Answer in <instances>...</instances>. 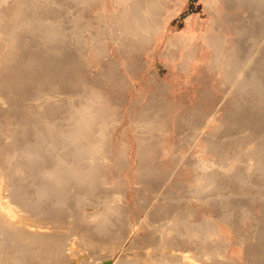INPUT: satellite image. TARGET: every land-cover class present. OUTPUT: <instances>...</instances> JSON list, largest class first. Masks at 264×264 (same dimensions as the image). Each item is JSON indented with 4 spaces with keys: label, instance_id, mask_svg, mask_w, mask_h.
I'll list each match as a JSON object with an SVG mask.
<instances>
[{
    "label": "rangeland",
    "instance_id": "rangeland-1",
    "mask_svg": "<svg viewBox=\"0 0 264 264\" xmlns=\"http://www.w3.org/2000/svg\"><path fill=\"white\" fill-rule=\"evenodd\" d=\"M48 1H49L50 5L54 4L53 8H55V10L54 9L53 10L55 11V14H53V15L55 17L53 19L58 20L60 23H62V25L69 32L72 31L74 18L76 20V17H77V23L74 26L75 30H77V31H75L74 33L78 34V31H79L78 28L81 30V32H79V34H78L79 35L78 37L80 40L78 41V39H77L78 37L77 36L75 37V35H77V34L72 35V34L68 33L67 34L68 36H66V37H70V38L69 39L67 38V40L64 42V44H65L64 49L65 50H63L62 52L65 51V53L63 55L61 51H58V52L53 51V49H51L52 47L49 50L48 48L50 47V45H48V47H46L47 45H45L43 47L42 43L41 44L39 43V39H38L39 36L37 34L31 35V33H28L27 31L24 33L22 32L23 30L21 31V33H23V34H21L22 35L21 40H23L25 38L24 41H27V39H28L29 43L31 42L30 43L31 45L29 43H27L28 41L27 42L23 41V43H26V46H25V44L23 46H19L17 44L15 47H18L17 49H19V50L14 49L15 53H16V54L14 53L15 54L14 57L20 56V61L23 62L24 58H25L24 57L25 53H27L25 55L27 58V59L26 58L25 59L27 61H29L28 59L30 57L34 56L33 53L35 55L38 53L39 57H41V59L43 61L47 59L46 60L47 62L44 61V63H43V61H38V63L41 62L40 63V65L42 64L41 66L38 63H36V64H38L37 65L38 68L41 67L43 69L42 70L40 68L41 69L40 70L38 68L36 69V67H37L36 64H34L35 65V67H34V65H32V64L29 65L30 63L28 64L29 67L27 68L28 65L25 64V63H27L26 60L24 61L25 63L24 62L21 63L20 61H19V63H17L18 62L17 60H19V58L18 59L16 58L15 63H17V65L20 66V68L22 67L21 68L22 70L19 68L21 71H24L23 70V68H24L25 70L29 69L31 74H34L35 72H37L38 74L36 73L34 75L37 78V75H39L41 72H42V74L46 75V73H48V71L53 72L54 68H56V71L59 70L61 67H63V68H61V70L59 72H56L54 70V73L56 72L57 74L59 73L58 75H60L58 78V81H57L58 83H52L55 86L51 85V84L48 85L49 87L46 86L45 87L46 90L42 91V93L39 89L36 88L37 86L35 87L34 85H32L31 86L32 88L31 87L28 88V85L30 86V84H27V86H25L23 83H21L22 82L21 80H19L20 81L19 83H20V85L23 84L25 86V88L23 86H20V87L16 86L17 88H20V89L16 90L14 87H13L14 88L13 89L12 86H11V88H9V86H8V87H4V88L0 89V96H1L0 97V133L2 136V138L0 136V158H1L0 159V172L4 166H5L4 168L7 170L11 169L12 165L15 163L16 156H19L21 154L19 150H21V147L23 144L22 142L24 140H26V138H27L26 135H28L27 133H25L23 131L24 122H22L20 120V118L16 117L17 116L16 115V107H17L16 102H20V98H21V102L19 103V105L21 107H23L26 105V103H28V101H31L32 99L34 101L36 99L37 101L40 100L42 102L41 99H43V96H41V95L42 94L44 95L49 91V92H54V94H53L54 98L58 97V95H59V97L61 99L58 97L59 98L58 102H61V106L67 107V106H69L70 103H72V102L75 103L76 99H77V102L81 101V99H79V98H83L84 94L86 96L88 94H91L90 96L88 95L90 97V99H89V97H85V99H83L81 102L83 103L85 101H88V100L91 101L92 100L91 102L93 104H95L94 107H91V109L93 108L95 111H97L96 115L98 116V120L95 121V123L97 124L99 121V118L100 117L103 118V116H104L105 118L100 119V122H102L104 119L107 121V119L109 118L108 119L109 121H107L109 126L108 125L107 126L108 127L111 126V127L108 129L114 128V129H112V131L109 130L111 132L108 131L109 134L107 133L106 139L103 142V146H102V148L105 147L104 149L107 148L106 150H108V148H110L108 150L109 152L104 151V149L102 150L103 151L102 155L104 156V160L106 159L105 160L106 163H104L105 161L102 162L103 168L105 171V177L103 179V182L106 184H104L103 182H102V184H103V188L105 191V195L108 194L107 195L108 198H110L111 195L113 196L115 194H120V193H122V195L125 196V202H123L122 206H121V207H123V209L120 207L122 209V212H124V214L121 212V209H118L119 210L118 212H120V215L117 211H116L117 214L116 213L113 214L114 212H112L111 215L114 216V218H113V216H111L112 219H115V221L118 219L119 221L117 220L115 222V224L113 221L111 222L114 227L112 225H110L111 223H109L110 228L112 227V228H115L117 230V227L118 228L121 227V229L123 230V233H124L121 237H123V242H125V244L123 242H120V240H122V238L120 236H116V234H114V233H113V235L116 237H113L112 234H111L112 236H110V235L105 236L104 235V236L99 237L100 239H96L98 242L94 241L95 239H93V241L95 243L91 240L92 238L78 237V238H83L85 240L89 239V241L91 243L93 242L92 244L95 247V248H93L92 244H90V242L88 243V241H84V243H83L82 242L83 239H79L77 244L75 243V249H76L75 252L76 253L78 252L77 253V254H79L78 257H81L80 261H82L83 256H84V258H85V256L87 258L89 257V260H94V259H90L91 256L94 255L92 251L96 252L95 251L97 249L96 246H98L99 244H100L98 246L99 248H101V247L103 248V246H105L104 247L105 249H108L109 247H111L112 249L114 248L115 250L113 249L112 250L113 252H115L118 248L120 249V247L122 245L124 246V247H122L124 250L128 249V248H132L133 246H135V244H142L144 246V240L139 239L146 234V231H148V225H149L145 221L146 220L145 217H147V215L143 211H141V209L139 207V206H142V205H140V203L144 202V205L146 203V206L144 207L145 210L150 209L151 207H153L152 209H154V206L156 207V205L160 206L158 209V213H159V211H161V213H159V214L160 215L162 214V217H163V218H161V216H160V218H161L159 220L161 223L160 225H162V222H163L164 223L163 225L165 227H167L166 225H168V227H169V228L167 227V229H166L167 230L166 232L169 231L166 234H169L171 236L172 235L182 236V238L181 237L180 238L183 239V241H184L185 245H183V246L185 248V252L187 254H189L190 257L192 255L191 258H194V257L197 258L199 256L197 259H200L201 256L204 258V255H205L204 252L206 250L204 252H200V250H201L200 248L204 247L202 245V240H204V241H207V239L209 241L213 240L214 242L213 241L212 242L214 245L217 243L215 241L217 239L214 238L216 235L214 233H212L211 231H209L205 227L204 220H203L204 217L205 216H211V217L218 219L217 213L219 214L221 209H222L221 212L223 213L225 211V210H223V208L226 209V211H228V213H226V211L224 213L230 215V212H231L230 216L227 215V216H229V217H227V220L231 219L230 220V221H232L231 225H232V223H234L233 225H235V226L237 225L238 227L236 226L237 230L236 229L234 230L233 225L231 228V225L228 224V222L230 223V221H228V222L224 221L223 222V221H220V219H218L219 234H220V237L222 239V242L220 241L221 240L220 239L219 242H221V243L218 242L217 243L218 245L216 244L215 247L219 246L221 248L220 249L219 247H217V249H220L221 251H218L216 249L219 253L218 256L221 255L223 258L226 259V262H227L226 263V262H224L225 260H223V262L221 264H223V263H225V264H255L254 262H256V261H258V262L261 261L260 263L264 264V254H263L264 252H262L261 254L259 253L257 255H254V253H252V251H251V249L253 248L252 246L255 243H257L256 242L257 239L254 236H250L251 234L249 235V233L251 232L252 229L260 228L259 227L260 224L258 225V223H257V225L254 224L253 227H250L253 221L251 222V218L248 217L249 216L248 213L249 214L253 213V214H251V217L252 218L254 217L253 220L257 219L259 221H262L264 218V211L260 209V200L258 202L253 201V202L247 203V204L244 202H241V204H240L241 206L234 207V208L232 207L233 209L231 208V206H228L229 204H233L232 202L231 203L229 202V204L225 205L226 208L224 206H222V208H221L223 201H222V204L219 206L221 200L218 199L216 202L214 200L216 198L215 196L217 193L215 191V189L218 190L222 187H223V190L227 189V191L225 190L226 191L225 195L229 194V196H232L231 199H233V197L235 199V197L238 195L240 196L238 199H240L241 197H244V199H247V200H252V198H256V197H257L256 199L264 198V196H263L264 195V192H263L264 191V183H263L264 182V174H263V172L259 171V168L257 167L258 165L255 163L256 162L255 157L252 155L253 150L257 148L256 145H260L259 140L260 141L262 140V139H259V137L257 135L260 134V135H262V138H264L263 137L264 136V131H263L264 130V123H263L264 122L263 121L264 120L263 119L264 118V106H263L264 103H263V105L261 104L262 105V107H261L260 104L255 105V103H256L255 101L253 104L252 100L250 98H248V100H246L245 103L248 102V104L250 105L252 102V104L250 106H248V104L246 105L245 103H242L240 105L241 102H239V98L236 95V93L234 92V90L230 91V89H234V87H233L234 83L232 84V82H231L232 79H228L226 76V73H227L226 71H229L230 73L232 72L234 74L237 72L236 70L238 69V67H242V65H241L242 62L243 61L246 62L245 59L247 58L248 55H250L249 49H251L250 52L252 51V49L253 50L258 49V51H256L257 54L255 53V55L259 54L258 57L262 55L258 59L264 64V55H263L264 54V40L262 41L263 43H261L262 45L254 44V41H253L254 38H252V35L250 32L251 31L250 27H257L258 26V27H260L259 29L262 28V30H263V26L261 25V23L264 24V16L262 15L264 12L262 14L260 12L264 11V5L262 4V6H261V7H263V10H262L261 7L255 8V6H258V5H253V3H251V2L249 3V5H248L249 8L247 9L246 6H244L240 2H237L236 0H162L163 2L161 1L162 5L160 6V11H161L160 19L162 22L161 31L154 32L151 35L152 38L149 39L148 44L141 47V45L138 46L139 44H135L134 43L135 41H133V42L129 41L127 39L128 35L126 33H125V36H122V35H124L123 34L124 31H122V30H124L123 29L124 25H121V23L118 21L120 18H122L120 16V14L123 13V11L125 10V7L132 0H130V1H128V0H51V1L48 0ZM52 2H54V3H52ZM262 2H264V0H262ZM14 3H15V0H0V25H1L0 26V29H1L0 30V81H1V78H5V77L7 78L6 73H7V75L9 74L8 75L9 77L13 72L15 73V71L12 72V71H9L10 69L7 70L5 68L7 70L6 71L4 69V63H3L6 57L11 56L10 55L11 52H9V50H10L9 42L3 36V32L6 29H7L6 32L8 31L9 25H7V24H9V23H6V22L9 21L10 15H6L4 13H7V12L10 13L9 9L14 5ZM56 4H58V5H56ZM62 4H64L63 7H62ZM257 8H259L260 10H256L255 12L252 11L253 9H257ZM253 13H255V15L257 14L258 16L256 15V17H255V15ZM252 15L254 16V20H253ZM261 16H262L263 20H262ZM53 19L51 17V20H53ZM250 21L254 25L251 24ZM116 22L119 24H117ZM247 23H249L250 27H248ZM76 26H78V27L76 28ZM4 28H6V29L4 30ZM82 28H83V31H82ZM112 31H114L115 35L118 34L117 37H120L121 39L123 38V41H121L122 44H121V42L115 43L113 41V40H115L116 37L114 36V34H112ZM248 31H249V34H248ZM246 32H247V34H246ZM27 33L30 35H28ZM93 34H95V35H93ZM111 34H112L113 38H112ZM4 35L7 38V36H6L7 33H5ZM23 35H25V36L27 35V36L25 37ZM245 35L247 37H244ZM31 36L33 39L29 38ZM71 36L72 37L74 36L76 41H78V42H76L78 44H76L75 42L74 43L70 42V39L72 38ZM90 36L92 37V39H90ZM209 36L219 38V40L216 38V42H214L215 45L213 44L212 41L209 40ZM22 37H24V38H22ZM36 39H38V40L36 41ZM72 40H74V39H72ZM170 40H172V41L177 40V41H180V43L178 45H175V46L172 45L171 46L169 44ZM89 41H91V42L93 41L94 46L96 44L97 46H99V48L96 46L94 47L91 42H90L91 44L89 43ZM95 41H97V42L95 43ZM183 41L185 43H183ZM234 41L236 42V44ZM237 41L240 42V46L242 49L239 48V50H238ZM243 41H245V42H243ZM21 42H18V43H20L22 45L23 43H21ZM35 43L37 45L38 44L39 45L37 46ZM174 43L175 42H173V44ZM242 43H244L243 47H242ZM36 46H37V48H36ZM191 46H193V47L190 48ZM34 48H35V50H34ZM96 48L98 50H95ZM74 49H76V50H74ZM20 50H23V51H20ZM77 50H79V51H77ZM243 50H244V52H243ZM19 52L21 54H23L22 56L24 58L21 57V54ZM185 52H187L189 54V58L186 61H185ZM242 52L245 54L247 53L246 56H245V54H242ZM81 54H82V56H81ZM239 54H241V57H243V58H241V61L238 62L237 64H235L232 68V65L229 61L236 58L237 55L239 56ZM28 55L30 57H27ZM74 56L76 57V59L79 62H77V63L74 62L75 61ZM256 57L254 56L255 60H256ZM21 59H23V60H21ZM48 59L51 61L53 60L52 61L53 63L55 61L56 64H54V65L56 67L52 66L53 65L52 62H50V63H52V65H49L50 63H48L49 62ZM242 59H243V61H242ZM69 60L71 61V63H70L71 65H68ZM255 60H253L252 63L249 64L250 67L258 66L257 64H258L259 60H256V61ZM212 61H213V63H212ZM43 64H44V66H43ZM73 64H74V66H73ZM247 64L245 63L244 65H246V67H247ZM46 65L50 66V68H49L50 70L48 69L49 66L47 67ZM58 65L60 66L59 69L57 68V67H59ZM249 65H248L247 69L250 68ZM30 66H32V67H30ZM262 66H264V65H262ZM44 67H46L48 71L45 70ZM66 67H67V69H66ZM71 67H72V70H70ZM51 68H52V70H51ZM62 69H64L65 72H63ZM29 70H27V71H29ZM43 71H44V73H43ZM45 71H47V72H45ZM233 71H236V72H233ZM24 72H26V71H24ZM30 72H27V73L30 74ZM63 73H64V75L66 73L65 80H63L64 79ZM2 74H5V75H3L4 77L3 76L1 77ZM61 75H62V77H61ZM263 75H264V72H263ZM34 76L30 75L29 77L32 78ZM39 77L41 78V76L39 75L37 80H41V79H39ZM235 77L236 76H234V78ZM36 78H33L31 80L34 81V79L36 80ZM31 80L29 82L33 83V82H31ZM42 80H43V78H42ZM230 82H231V84H230ZM37 83H39V82H37ZM160 84H161V86H159ZM229 84H230V87H229ZM64 85H66V86H64ZM60 86H62L63 88H61ZM56 87H58V88H56ZM50 89L53 91H50ZM61 89H62V91H61ZM59 90L61 93L59 92ZM23 92L26 94H23ZM91 92H93V94ZM35 93L36 94L39 93V95L41 94L40 98ZM100 93H101V95H100ZM13 94H15V96ZM22 94H23V96H22ZM33 94L36 97L38 96L39 99L36 97L32 98V96H34ZM66 94H68V95H66ZM29 96L31 97V99L29 98ZM94 96H96V97H94ZM152 96L154 98L156 97L155 100L153 98H151ZM234 96H235V98H234ZM74 97H76V99ZM27 98H29V100ZM94 98H98L97 102H96V99H94ZM72 99L75 101H73ZM157 99L158 100L160 99V100L157 101ZM249 99L251 101H249ZM33 100L31 101V104H34L35 106L39 107L41 102L39 101L40 103L38 102L39 103L38 104L37 101H35L38 104V105H36V103H32V102H34ZM8 101L11 102V105L13 102H15L14 105L16 107L13 105V107H15V108L12 107V109H11V107H10L11 105ZM235 101H236V103H235ZM100 102H101V104H100ZM154 102L156 104H151ZM157 102L160 106L157 104ZM22 103H24V104H22ZM78 103H80V102H78ZM82 103H80V104H82ZM149 103L151 106L149 105ZM233 104L235 106H233ZM244 104L247 107H245ZM144 105L146 106V108L148 106H150V108L152 106H154V107H152L151 108L152 110H151L149 107L146 109ZM237 105H238V107L240 106V109L244 108L243 110L241 109V111L239 109L240 113L238 111ZM253 105H255L257 107V110H256V107ZM104 106L106 109H104ZM156 106L158 107V110H156L157 109ZM258 106L260 107V109H258ZM249 107H250V109H249ZM40 108H42V107H40ZM154 108H156V109H154ZM245 108H246V110H245ZM42 109H44V108H42ZM142 109H143V111H142ZM235 109H236V113H235ZM102 110H103V112H102ZM146 110H148V111L146 112ZM154 110H156V111L154 112ZM250 110H252L251 111L252 114H250L251 113ZM13 111H15V112H13ZM104 111H106L105 112V113H107L106 115H105ZM144 111H145V113H144ZM152 111L154 113H152ZM157 111H159V112L156 113ZM242 111H244V112L242 113ZM65 113H62V112H60L58 114L56 113L57 115L55 114V120L60 119V120H56V121H60L59 123H61L62 122L61 120L63 119L62 116H65ZM100 113H102L104 115L102 116V114H101V116H100ZM224 113H225V115H224ZM237 113H239V114L237 115ZM62 114H64V115H62ZM248 114L252 117H250ZM253 114H254V116H253ZM146 115H147V118H146ZM241 115H242V118H241ZM245 115L247 117L249 116V119L246 118ZM108 116H110V117H108ZM232 116H234V117H232ZM235 116H236V119H235ZM15 117L17 119H15ZM59 117H62V119ZM152 117H154V119ZM155 117H159L158 120L159 119L160 120L158 121ZM185 117H187L188 119ZM224 117H225V121H224ZM226 117L228 119H226ZM230 117H231V121H230ZM239 117L242 120L244 118V120L242 121ZM190 118H191V120H190ZM232 118L234 119V122L237 120L238 123L236 122L237 124H235L234 122H232L233 121ZM261 119L263 122L261 121ZM189 120L191 123L189 122ZM256 120H258V121H256ZM33 121L34 122H33L32 126L33 125L34 126L39 125L38 122H35L38 120H33ZM250 121H252V122H250ZM39 122H40V120H39ZM186 122H187V124L188 123H190V124L187 125ZM225 122H226L227 126L230 125V127L233 124H235V125H233L234 128L233 127L230 128L231 133L232 132H234V133H232V134L230 133V129H229V127L226 126ZM240 122H242L245 126H243V124H241ZM41 123H42V121L40 122V124ZM260 123H261V125H260ZM247 124H248V126H247ZM254 124L256 125V127L253 128ZM238 125L239 126L241 125L242 127L241 126L240 127H241V129L243 128V130H241ZM34 126L32 128H30L31 133H33ZM225 127H226V129H223ZM244 129H245V131H244ZM226 131H228V132H226ZM17 132H18V134H17ZM223 132L226 133L225 136H224L225 133H223ZM142 133L144 134L145 137H149V138H145L144 136H142L143 135ZM13 134H14V136H13ZM147 134H149V135L147 136ZM238 134H239V136H237ZM31 135H29V136H31ZM150 135H152V136H150ZM10 136H11V138H10ZM203 136H204V138H203ZM219 136H221V138ZM234 136H235V139H238V138L239 139L238 140L233 139ZM14 137H18L19 140H17V143L21 144V147L19 149H15V151L13 150L14 149L13 146L16 144V142H12ZM136 137H138V138H136ZM143 137H144L145 141L148 142L147 144L149 145L148 162H150L151 165H153V170H152L153 172L151 171L152 174L150 173L151 175L149 174V177H150V179H154V180L157 179V181H155L156 184L159 181H161L157 185H158V188H159V186H160V188H161V186L163 188L165 187L164 189H165L166 193L161 191L162 195H160V193H158L159 191L153 192V194H152V192L149 190V186L142 181V177H140L141 174L137 169V158H136L137 147H138L137 146V144H138L137 139H140V138L142 139ZM206 138L207 139L210 138V140L215 139V140L219 141L220 143L223 142L221 144V146H222L221 150L222 151L221 150L213 151L212 149H209ZM109 139H110V141H109ZM148 139L150 140V142L148 141ZM244 139L247 142L242 141ZM106 140L109 141V145L106 144V143H108V141H106ZM231 141H233V142H231ZM104 143L107 145V147ZM12 144H13V146H12ZM234 144H235V147H234ZM10 148H13V149L11 150ZM246 148H248L249 150ZM238 151H239V153H238ZM48 152H50V151L47 150V153ZM104 152L108 153L106 158H105L106 154H104ZM222 152H224V155H222L223 154ZM240 152H241V154H240ZM246 152H247V154H246ZM236 154H237V156H236ZM250 156H252V157H250ZM122 157H124V158H122ZM236 157H237V159H236ZM225 158H227V159H225ZM241 158H243V159H241ZM198 159L204 161L205 163L207 162L206 166L208 167V169H210L208 171L209 173L211 171H213V169L216 167V165L223 166L222 169H219V171H222L223 169L229 170L225 167H231V170H229L231 172V175L227 174V175H229V177L228 176L226 177L225 173H223L224 175L221 173H218V178L225 177L226 181L231 180L233 177H230V176L235 175L234 169L237 167H240V169L242 168V170H240L242 173L239 176L241 177L242 174H243V176L241 177V179L238 176L239 180L236 179L238 182L236 180L232 181L233 179L231 180L232 183H235V185H236L235 187H234V184L229 185V183L228 184L226 183L225 185H223L224 182H222V184H221L219 182V179L218 180L216 179L219 182V185L220 184L223 185V186H218V183H216V181L214 179L210 180L209 178H206V176H203V178H200V177L197 178L198 174H196V173L200 169L198 167H196L195 168V170L197 171L196 172L195 170H193V168L189 162L198 163V161H199ZM249 161H251V162H249ZM218 162H221V163L219 164ZM252 162H254V163H252ZM4 163L6 165H4ZM225 163H226V165H225ZM240 163H243V164L240 165ZM244 163L248 166H246V165L243 166ZM250 163H252V166H254L256 164L254 166L255 168L254 167L251 168L252 170L250 168H248L250 166ZM104 164L107 165V166L105 165L106 168L104 167ZM242 166L244 168H246L245 170H247V169H249V170L245 171ZM154 169H155V172H154ZM208 172H206L205 175L209 176ZM232 172H233V174H232ZM153 173L157 174V175H154L155 178L151 177V176H153ZM210 174H212V173H210ZM204 178H206V179H204ZM4 182H6V181H4ZM206 182H207V184H206ZM214 184L215 185L217 184L216 185L217 188ZM110 187H112L113 189L111 188L112 189L111 190ZM224 187H225V189H224ZM212 188L214 190H212ZM30 189L31 188L29 187L28 191H30ZM143 191H145V192H143ZM140 192H141V194H140ZM226 193H228V194H226ZM164 194H166V195H164ZM232 194H234V195H232ZM257 195L260 198H258ZM140 196H142V197H140ZM161 196H163L164 198ZM210 196H213V198H211ZM166 197H167V199L168 198L170 199L172 197V200L171 199L169 200L171 203L168 201L167 202L164 201ZM175 197L180 198V199L184 198V199L182 201L180 200L181 201L180 202L179 199L177 200ZM206 197L207 198L209 197V200ZM159 198H161V199H159ZM173 198L175 200H173ZM211 199L214 200L217 207H215L216 205H215V203L213 204ZM227 201H229V200L224 201L225 202L224 204H226ZM230 201H232V200H230ZM149 202H151L153 206L152 205L150 206ZM153 202L155 205L153 204ZM174 203L180 204L177 206L180 209L177 207L173 208ZM147 204L149 206H147ZM242 204H244V205H242ZM245 204L247 206H245ZM242 206H244V207L242 208ZM124 209H127V211ZM214 209H217V210L215 211ZM180 210H182V211H180ZM231 210L232 211L234 210V212H232ZM239 210H242V211L239 212ZM245 211L247 212V214L245 215V218H244V217H242L243 216L242 212L244 213ZM184 213H185V215H184ZM234 213H235V215H234ZM179 214H181V216H183L184 219H182V217ZM123 215H125V216H123ZM116 216H118V217L116 218ZM121 216L127 217L128 219L122 218ZM164 216H165V218H164ZM119 217H121L123 220L120 219ZM240 217H241V219H240ZM165 219H166V221H165ZM179 219H182V220H179ZM121 220L123 222V225L121 223ZM130 221H132V222H135V221L141 222L142 221L141 223L139 222V224H138L139 227L141 228V230H139L138 232H135L133 230L134 227L130 224L131 223ZM174 221H176V222H174ZM200 222H202V224ZM173 224L176 227H173L172 226ZM193 224H195V225H193ZM128 225H129V227H128ZM202 225L207 230V232L205 233L206 234L205 238H204V235H202V236L198 235L202 229L205 230V228L202 227ZM172 227L174 230H170V229H172ZM177 229H179V230H177ZM112 230H113V232L116 231L114 229H112ZM239 230H240V233L238 232ZM173 231H175L176 233L174 232L173 234H171ZM78 232L79 233L81 232V235H82V233H84V232H82V230L81 231L78 230L76 233V234H78L77 236H81V235H79ZM241 232H242V235H241ZM209 233L212 236H214V235L215 236L212 238V236H210ZM85 234H84V236H86ZM91 234L92 235H90V233L87 232L88 236H94L95 237V234H93V233H91ZM200 234H202V233H200ZM129 235H131V237L133 239ZM139 236H141V237H139ZM156 236L158 237L159 235L156 234ZM190 236H191V238H190ZM111 237H113L114 240H116L118 238L119 241L118 240L113 241ZM128 237H129V239H128ZM200 237L202 240L198 239ZM207 237H209V238L211 237V238L209 239ZM186 238H188V240H186ZM108 239L109 240L111 239V241H109ZM189 239H191L192 242ZM101 240H103V241H101ZM125 240H130V241L127 242ZM193 240H194V242H193ZM196 240L198 241L199 244L197 243ZM199 240H201V241L199 242ZM99 241H100V243H99ZM211 241L209 242L210 245L212 244ZM81 242L83 243V245ZM85 242H86V244H85ZM103 242H104V244H103ZM105 242L108 244L111 242L112 243L115 242V243L114 244L111 243V245L110 244L106 245ZM87 243L89 244V246L87 245ZM120 243H121V246H120ZM195 243L200 248L198 246H196ZM101 244H102V246H101ZM213 244L211 245L212 249H214ZM85 245L88 246L89 249L91 246V249H90L91 251H88L89 249ZM226 245H228V246H226ZM76 246H78V247H76ZM106 246H108V247H106ZM193 246H194V248H193ZM224 246H226V247H224ZM83 247H85V251H84ZM196 247H198L199 249L198 248L196 249ZM111 248H109V250H111ZM135 248H137V247H135ZM77 249L79 251H77ZM204 249L205 248H202V250H204ZM79 252L84 254V255H81ZM87 252H89L90 254L88 253V255H86ZM201 253H203V254H201ZM194 255H198V256H194ZM222 257H220V258L223 259ZM255 257H257V258H255ZM92 258H95V255H94V257L92 256ZM36 260H37V258H36ZM38 261L39 262H37V264H43L44 263V262H40L42 260L38 259ZM144 261L147 262V259H144Z\"/></svg>",
    "mask_w": 264,
    "mask_h": 264
},
{
    "label": "bare ground",
    "instance_id": "bare-ground-1",
    "mask_svg": "<svg viewBox=\"0 0 264 264\" xmlns=\"http://www.w3.org/2000/svg\"><path fill=\"white\" fill-rule=\"evenodd\" d=\"M236 1L242 3L244 6L247 7V9L249 8L248 5H249L250 2L253 3V5H258V6H255V8L256 7H259L260 8L262 6V4L264 5V2H262V0H253V1L252 0H250V1L249 0H246V1L245 0H236ZM52 3H54V2H52ZM152 3L154 4L155 2H152L151 0H148V3L145 5V1H144V6L145 7H142V8H144V9H142L141 6H139V5H141V1L140 0H132L125 7V10L123 11V13L120 14V16L122 18H120L118 20L121 23V25H124V27L122 26L123 29H124V30H122V31H124L123 32L124 35H122V36H125V33H126L128 35L127 36V39L129 41H132V42L135 41L134 43L135 44H139L138 46H140L141 44H144V43H148L149 42V39H150L151 32L154 29L157 30V22H156V19H155L156 16L153 17V16L147 15L148 13L146 14V10H147L146 8H149V7L151 8V4ZM56 5H58V4H56ZM63 5L64 4H62V7H63ZM53 7H54V4L50 5L48 0H15V6L12 8V10H10L11 8L9 9L11 11L10 12L11 13L10 14V19H9V21L6 22V23H9V24H7V25H9L8 31L6 32L7 29L4 28V30L6 29L4 32L7 33V35H6L7 38L4 35L5 33L3 31L2 32H3L4 38L7 39L8 42H9V48H10L9 52H11V54H10L11 56L6 57L3 63H4V69L5 68L7 70L10 69L9 71H12V72L15 71V73L13 72L10 75V77L8 76L9 74L7 75V73H6L7 78L6 77L5 78H1V81H0V89H2L4 87H8V86H9V88H11V86H12V88L14 87L17 90V89H20V88H17L16 86H19V87L20 86H23L25 88V86H27V84H30V86L28 85V88L31 87L32 85H34L35 87L37 86L36 88L39 89L41 91V93H42V91L46 90L45 89L46 86H48L50 84L51 85H54L52 83H58L57 81H58V78H59L60 75H58L59 73L57 74L56 72H59L61 70V68H63V67L60 68V66L58 65L59 67H57V68L58 69L60 68V69L56 71V68H54V70L56 71L55 73H54V70H53V72H51V71H48L46 67H44V69L47 70L48 73H46V75H44L41 72L39 74L41 76V78L39 77V79H41V80H37L39 75H37V78H36V76H34L37 72H35L34 74H31V72H30L29 69H26L25 70L24 68H23V70L26 71V72L21 71L22 70L21 69L22 67L20 68V66L17 65V63H19V61H20V56L19 57H14V55L16 54L15 53V50L18 48V47H15L17 44L19 46H23L25 44V46H26V43H23V41H24L25 38L22 37L24 39L21 40V36H22L21 34H23L26 31L28 33H31V35L32 34L33 35L37 34L39 36V38H38L39 39V43L40 44L42 43L43 47L45 45H47L46 47H48V45H50V47L48 48L49 50H50L51 47H52L51 49H53V51H56V52H58V51H61L62 52L63 50H65L64 49V47H65L64 42L67 40V38L68 39L70 38V37H66V36H68L67 34L68 33H70L72 35L77 34V33H74L75 31H77V30H75V27H74L75 24L77 23V17H76V20L74 18V23H73L72 31L69 32L62 25V23H60L58 20L53 19L55 17L53 15V14H55V11H54L55 8H53ZM259 8L253 9L252 11L255 12L256 10H260ZM261 8L263 10V7H261ZM149 10L154 11V9H149ZM147 12H149V11H147ZM263 12L264 11H262L260 13L262 14ZM253 14L255 15V13H253ZM256 15H255V17H256ZM262 15L264 16V13ZM51 17H52L53 20H51ZM252 17H253V20H254V16L253 15H252ZM261 18H262V16H261ZM262 20H263V18H262ZM251 21H250V23H251ZM117 24H119V23H117ZM247 24H248V27H250L249 26V23H247ZM251 24H253V23H251ZM261 25L263 26V30H262V28L259 29L260 27H258V26L257 27H250L251 28V31L250 32H251L252 38H254L253 39L254 44L262 45L261 43H263L262 41L264 40V24L261 23ZM77 27L78 26H76V28ZM78 30H79L78 31V34H79V32H81V30L79 28H78ZM21 31L23 33H21ZM82 31H83V28H82ZM78 34L75 35V37L76 36L78 37L79 36ZM112 34H114V31H112ZM112 34H111V36H112ZM246 34H247V32H246ZM248 34H249V31H248ZM28 35H30V34H28ZM93 35H95V34H93ZM117 35L114 34V36L116 38L114 37L115 40H113V41L115 43H117V42L120 43L121 41H123V38L121 39L120 37H117ZM23 36H25V35H23ZM244 37H247V36L245 35ZM29 38H32V36L29 37ZM112 38H113V36H112ZM213 38L214 37L211 36V40ZM215 38H217V37H215ZM38 39H36V41ZM72 39H74V40H72ZM77 39H78V41L80 40L79 37ZM90 39H92L91 36H90ZM217 39L219 40V38H217ZM27 41H28V39H27ZM27 41H24V42H27ZM78 41H76V39L74 38V36L70 39V42H73V43L74 42L76 43ZM18 42H21L23 44L21 45ZM90 42L91 41H89V43ZM96 42L97 41H95V43ZM215 42H216V40H215ZM243 42H245V41H243ZM27 43H29V41ZM91 43L94 46L93 41ZM76 44H78V43H76ZM121 44H122V42H121ZM213 44H214V41H213ZM235 44H236V42H235ZM170 45L172 46L173 43H170ZM243 45H244V43H242V47H243ZM37 46H36V48H37ZM95 46L99 48V46H97L96 44H95ZM237 47H238V50H239V48H241L240 42H238V41H237ZM17 50H19V49H17ZM34 50H35V48H34ZM74 50H76V49H74ZM95 50H98V49L96 48ZM244 50H243V52H244ZM250 50L251 49H249L250 55H248L247 58L245 59L246 62L243 61V59H242V61H243L242 64H241L242 67H238V69L236 70L237 72L236 71H233V72H236V73L233 74L232 72L230 73L229 71H226L227 73L226 72L225 73H226V76H227L228 79H232V81H231L232 84L234 83V85H233L234 89H230V91L231 90H234V92L236 93V95L239 98V102H241L240 105L242 103H245V101L248 100V98H250L252 100L253 104H254V101H255L256 102L255 105L256 104H258V105L260 104V106L262 107V105L264 103V75H263L264 66H262V65H264V64L258 59L262 55L259 56V57H258L259 54L258 55H255V53H256V51H258V49L257 50H255V49L253 50L252 49L251 52H250ZM20 51H23V50H20ZM77 51H79V50H77ZM243 52H242V54H245ZM64 53H65V51L62 52L63 55H64ZM26 54L27 53H25V55ZM246 54H245V56H246ZM22 55L23 54H21V57H23ZM25 55H24V57L26 58ZM29 55L27 57H30L31 56V55L30 56ZM33 55H32L33 57H30L31 59L30 58L28 59L29 61L26 60L27 58L25 59L23 57L24 58V61L26 60L27 63H25L24 61L23 62L25 64H27V65L29 63H30L29 65H31V64L34 65V64L38 63V61H43L41 59V57H39L38 53L36 55L33 53ZM81 56H82V54H81ZM254 56L255 57L257 56L256 57V60H259V62L257 64L258 66L250 67L249 64L252 63L253 60H255ZM16 58L17 59L19 58V60H17L18 61L17 63H15V59ZM241 58H243V57H241V54H239V56L237 55L236 58H234L233 60L229 61L231 63V65H232V68H233V66L235 64H237L238 62L241 61ZM21 60H23V59H21ZM46 60H44V61H46ZM74 60H75L74 62H76V63L79 62L76 59V57H75ZM44 61H43V63H44ZM48 61H49L48 63H50L53 60L51 61V60L48 59ZM23 62H21V63H23ZM244 62L246 64L248 63L247 64V67L249 65L250 68L247 69L246 65H244L245 64ZM40 63L41 62H39L38 64L40 65ZM52 63H50L49 65H52ZM70 63H71V61L69 60L68 65H71ZM212 63H213V61H212ZM38 64H36V66ZM54 64H56L55 61H54V63H53L52 66H55ZM29 65L27 66V68L29 67ZM43 66H44V64H43ZM73 66H74V64H73ZM30 67H32V66H30ZM34 67H35V65H34ZM37 68H38V66L36 67V69ZM40 68H38V69H40ZM49 68H50V66L48 67V69ZM66 69H67V67H66ZM27 70H29V71H27ZM51 70H52V68H51ZM62 70H63V72H65L64 69H62ZM70 70H72V67H71ZM47 71H45V72H47ZM27 72H30V74L27 73ZM43 73H44V71H43ZM3 75H5V74H2L1 77ZM30 75L31 76L33 75L34 77L31 78V77H29ZM63 75H64V73H63ZM65 75H66V73H65ZM65 75H64V79L63 80H65V77H66ZM234 76H236V77L234 78ZM61 77H62V75H61ZM33 78H36V80L34 79V81H32L31 79H33ZM42 78H43V80H42ZM19 80H21L22 81L21 83H23L25 86L23 84L20 85V83H19L20 81ZM30 80L33 83H30L29 82ZM37 82H39V83H37ZM231 82H230V84H231ZM230 84H229V87H230ZM64 86H66V85H64ZM159 86H161V84ZM60 87L63 88L62 86H60ZM56 88H58V87H56ZM51 89H50V91H53ZM61 91H62V89H61ZM59 92H60V90H59ZM91 93L93 94V92H91ZM23 94H26V93L23 92ZM23 94H22V96H23ZM53 94H54V92H49V91L46 94H44V95L43 94L42 95L40 94L41 96H43V99H41L42 102L40 100L37 101L35 99V101H37V103L39 101L41 102V104H40L39 107L35 106L34 104H31V101L33 99L31 101H28V103L29 102L30 103L29 104L26 103V105L23 106V107H21L19 105V103L21 102V98H20V102H16L17 103V105H16L17 107L14 105L15 102H13L12 105H11V102L8 101L10 103V105H11L10 106L11 109H12L13 105L16 107V115H17L16 117L20 118V120L22 122H24L23 131L25 133H27L28 135H26V137H27L26 140H24L22 142L23 143L22 144V147H21V144L17 143V140H19V138L18 137H14V139L12 140V142H16V144L14 146L12 144V146L14 147V149L13 148H10V149L11 150L13 149L15 151V149H19L21 147V150H19L21 154L19 156H16L15 163L12 165V167H11L10 170L5 169L4 168L5 166H4L2 168V170H1V172H0V264H37V262H39L38 259L39 260H42L40 262H44L43 264H46V263L47 264L48 263L49 264H221L223 262V260H225L224 262H226V259L225 258H223L221 255L218 256V254H219L218 251H221L220 250L221 248L219 246H217V247L220 248V249H217V247H215V245L221 239L220 234H219L218 219H220V221H223V222L224 221H226V222L230 221L231 219L227 220V217H229L231 215V212H230V215L229 214H226V213H228V211H226V209L223 208V210H225L226 213H224L225 212L224 211L223 212L224 214H223L221 212L222 209H221L220 212L218 211L219 212V214L217 213L218 219H216L214 217H211V216H205L204 217V219H203L204 220V225H205V227L209 231H211L212 233H214L216 235L215 236L213 234L215 236L214 237V236H212L209 233V235L212 236V238L214 237L215 239H217V240L214 239L217 243L215 242L216 244L214 245L213 244L214 241L212 240L213 241L212 242L210 240L211 243L214 245V247L212 246L214 249H212L211 248V245L212 244L210 245V243H209L210 241L208 239H207V241H204V240L201 239V237L198 238V239H201L202 240V245L204 246L202 248H205V249L202 250V248H200L198 245H196V243H195V245L198 246L202 250V251L200 250V252H204L206 250L205 251L206 253L204 252V254H205L204 255V258L201 256L202 258L200 257V259H197L199 257L198 255H194V256H198L197 258H195L194 256H193L194 258H191L192 255L190 257V255L185 252V248L183 246L185 244H184L183 239H181L182 236H177V235H175V236L172 235L171 236L169 234H166V233L169 232V231L166 232L167 231L166 229H167L168 225H166L167 227H165L163 225L164 223L162 222V225H163L162 226V225H160L161 223L159 221L161 218H163L162 217V214L161 215L159 214V213H161V211H159V213H158V209H159L160 206L159 205H156V207L154 206V209H152L153 207H151V208L149 207L150 209L145 210L144 207L146 206V203L144 205V202L143 203H140V205H142V206H139L140 209H141V211H143L147 215V217H145V219H146L145 221L149 224L148 225V231H146V234L144 236L142 235L143 237L139 236V237H141L139 239L144 240V246L142 244H135V246H133L132 248H128V249H125L124 250L122 248L124 246L123 245L121 246V243H120V246H121L120 249L118 248L115 252H113L112 250L114 248L112 249L111 247H109V248H111V250H109V248L108 249H105L104 248L105 246H103L104 249L102 247H101L102 248L101 249V248L98 247L100 245L99 244L98 246H96L97 247V249L95 250L96 252L92 251L93 254L95 255V258H92V256L94 257V255H92L90 259H94V260H89V257L87 258L85 256V258H84V256H83L82 257L83 258L82 261H80L81 257H78V255H79V254H77L78 252L77 253L75 252V250H76L75 249V243L77 244V242L79 241V239H83V238H78V237H86V238L89 237V238H92L91 239L92 241H93V239H95L94 241H97L96 239H100L99 237L104 236V235L105 236H108V235L112 236L113 233H114V234H116V236H120L121 237L124 234L123 233V230L121 229V227H119L120 229L117 227V230H116L115 228H112V227L110 228V225L113 226V224L111 222L113 221L114 224H115V222L118 220L117 219L115 221V219H112L111 216H113V215H111V213L114 212L113 214H115L116 211L117 212L119 211L118 209H121V208L123 209V207H121V206H122V203L125 202V196H123L122 193H120V194H115L113 196L111 195V197L108 198V196H107L108 194L106 193L107 195H105V191H104L103 184H102L103 179L105 177V171H104L102 162L106 160V159L104 160V156L102 155L103 154V151L102 150L105 147L102 148V146H103V142L106 139V136H107L108 131L109 130L112 131V129H114V128L108 129V128L111 127V126L108 127L109 125H108V122L107 121H109L108 120L109 118L107 119V121L104 119L105 121L104 120L103 121L101 120L102 122H100V119L105 118L103 116L104 114L100 113V116L102 114L103 118H101V117L99 118V121H98V123L100 122L99 124L98 123L97 124L95 123V121L98 120V116L96 115L97 114V111H95L93 108L92 109L94 111L91 109V107H94L95 104H93L91 102L92 100L91 101L88 100V101H85L83 103L81 102L83 99H85V97H89L91 94H88L89 96L88 95L86 96L84 94L83 95V98H79V99H81V101H78V102H80L82 104L78 103L76 97H74L76 99V102L77 103L76 102L75 103L72 102V103L69 104V106H67L68 105L67 104L66 105L67 107L61 106V102H58L59 101V98H60L59 95H58L59 98L58 97L54 98ZM13 95L15 96V94H13ZM36 95H38L39 98H40L39 93H37ZM66 95H68V94H66ZM100 95H101V93H100ZM38 96L36 97L34 95V96H32V98L33 97L38 98ZM94 97H96V96H94ZM29 98L31 99L30 96H29ZM29 98H27V99L29 100ZM151 98H153L155 100L156 97L154 98L152 96ZM234 98H235V96H234ZM89 99H90V97H89ZM94 99H96V102H97L98 98H94ZM250 99H249V101H251ZM159 100L157 99V101H159ZM35 101L32 102V103H36ZM73 101H75V100H73ZM236 101H235V103H236ZM252 102H251V104H252ZM37 103H36V105L39 104V103L38 104ZM22 104H24V103H22ZM100 104H101V102H100ZM151 104H156V103L154 102V103H151ZM157 104H158V102H157ZM245 104L247 105L248 102L245 103ZM245 104H244V106H245ZM149 105H150V103H149ZM250 105L248 104V106H250ZM255 105H253V106H255ZM150 106H148V107L150 108ZM157 106H156L157 109L156 108H154V109L158 110V107ZM233 106H235V105L233 104ZM15 107H13V108H15ZM40 107H42L44 109H42ZM152 107H154V106H152ZM245 107H247V106H245ZM145 108H146V106H145ZM237 108H238V111H239L240 106L238 107V105H237ZM104 109H106L105 106H104ZM241 109L243 110L244 108H241ZM241 109H240V111H241ZM249 109H250V107H249ZM258 109H260L259 106H258ZM156 110H154V112ZM245 110H246V108H245ZM256 110H257V107H256ZM142 111H143V109H142ZM147 111L148 110H146V112ZM240 111H239V113H240ZM244 111H242V113ZM251 111L252 110H250V112ZM13 112H15V111H13ZM60 112H62V113H65L66 112L65 113V116H62L63 119H62V117H59V118L62 119L61 120L62 121L61 123H59L60 121H56V120H60V119H56L55 120V114L56 113L58 114ZM102 112H103V110H102ZM105 112L106 111H104V113ZM154 112L152 111V113H154ZM158 112L159 111H157L156 113H158ZM144 113H145V111H144ZM235 113H236V109H235ZM239 113H237V115ZM106 114L107 113H105V115ZM250 114H252V112ZM62 115H64V114H62ZM224 115H225V113H224ZM249 116L247 117L245 115V117L248 118V119H249ZM253 116H254V114H253ZM16 117H15V119H17ZM108 117H110V116H108ZM232 117H234V116H232ZM250 117H252V116H250ZM146 118H147V115H146ZM152 118L154 119V117H152ZM155 118L158 120L159 117H155ZM185 118H187V117H185ZM241 118H242V115H241ZM226 119H228V118L226 117ZM235 119H236V116H235ZM33 120H38V121H35V122H38L39 125H36L34 123L36 126L33 125L34 126V130H33V133H31L30 128L33 127L32 126V124L34 122ZM39 120H40V122L42 121L41 124H40ZM190 120H191V118H190ZM190 120H189V122H190ZM243 120H244V118H243ZM224 121H225V117H224ZM230 121H231V117H230ZM256 121H258V120H256ZM261 121H262V119H261ZM232 122H234V119H233ZM236 122L238 123L237 120L234 123L237 124ZM250 122H252V121H250ZM190 123H188V124H190ZM240 123L243 124L242 122H240ZM186 124H187V122H186ZM225 124H226V122H225ZM235 124H233V125H235ZM233 125L231 127H233ZM260 125H261V123H260ZM226 126H227V124H226ZM243 126H245V125L243 124ZM247 126H248V124H247ZM227 127H229V129L231 128L230 125L227 126ZM241 127H240V129H241ZM254 127H256L255 124H254L253 128ZM223 129H226V127L223 128ZM241 130H243V128ZM111 131H109V132H111ZM244 131H245V129H244ZM226 132H228V131H226ZM223 133H225V132H223ZM230 133H231V129H230ZM232 133H234V132H232ZM17 134H18V132H17ZM239 134L237 136H239ZM29 135H31V136H29ZM148 135L149 134H147V136ZM225 135H226V133L224 134V136ZM0 136H1V133H0ZM13 136H14V134H13ZM142 136H144V134ZM150 136H152V135H150ZM204 136H203V138H204ZM221 136H219V137L221 138ZM257 136L259 137V139H262V140L261 141L259 140L260 143L259 142L258 143L260 145H256L257 148L254 149L253 150V154L252 153L251 154L255 157V160H256L255 163L258 165L257 167L259 168V171L263 172V174H264V140H263L264 138H262V135H260V134L257 135ZM144 137L142 139L141 138L140 139H137L138 140V144H137L138 147H137V153H136L137 169H138V171L141 174V175L140 174L139 175H140V177H142V181L149 186V190L152 192V194H153V192H158L159 191L158 193H160V195H162L161 194V191L164 192V193H166L165 192V189H164L165 187L163 188L161 186V188H162L161 189L160 186L158 188V185H157L161 181H159L156 184L155 181H157V179L154 180V179H150V177H149V174L153 170V165H151V163L148 162V158H149V155H148V153H149V145L147 144L148 142L145 141ZM1 138H2V136H1ZM10 138H11V136H10ZM136 138H138V137H136ZM145 138H149V137H145ZM233 139H235V136H234ZM238 139H235V140H238ZM106 141H108V140H106ZM109 141H110V139H109ZM109 141L106 144L109 145ZM148 141L150 142L149 139H148ZM242 141H246V140L244 139ZM231 142H233V141H231ZM207 143H208V146H209L208 148L209 149H212L213 151H218V150H221V148H222L221 144L223 142L220 143L219 141H217L215 139H211L210 140V138H208L207 139ZM106 147H107V145H106ZM234 147H235V144H234ZM106 149H104V151H108L110 148H108V150H106ZM246 149H248V148H246ZM47 150H49L50 152L47 153ZM222 153H223L222 155H224V152H222ZM238 153H239V151H238ZM104 154H106L105 155V158H106V156L108 155V153L107 152L106 153L104 152ZM240 154H241V152H240ZM246 154H247V152H246ZM236 156H237V154H236ZM250 157H252V156H250ZM122 158H124V157H122ZM225 159H227V158H225ZM236 159H237V157H236ZM241 159H243V158H241ZM249 162H251V161H249ZM104 163H106V161ZM189 163L192 166L193 170H195L196 167H198L200 169V170L197 169L198 172L195 170L197 172L196 174H198L197 175V178H199V177L200 178H203V176H206V178H209L210 180L211 179L212 180L214 179L216 181V183H218V186H223L226 183L227 184L229 183V185L230 184H234V187H235L236 186L235 183H232L231 180L232 179H233L232 181H235L236 179L239 180L238 176L242 173L240 171V170H242V168L241 169H240V167L235 168L234 169L235 175L234 176L233 175L230 176V177H233V178L232 179L230 178L231 180H229L230 181L229 182V181H226L225 177H221L220 176L221 178H218V173H221V174L225 173L226 177L227 176L229 177V175H231V172L229 171V170H231V167H225L224 166L225 168H227L229 170H224L223 169L222 171H219V169H222L223 166L216 165V167L213 169V171L210 172L212 174H210L208 172L210 169H208V167L206 166V163L207 162L205 163L204 161L199 160L198 163H192V162H189ZM218 163L220 164L221 162H218ZM252 163H254V162H252ZM252 163H250V166L248 168L251 169L252 167H254L256 165L255 164L254 166H252ZM242 164L243 163H240V165H242ZM4 165H6V164L4 163ZM105 165L106 164H104V167H105ZM225 165H226V163H225ZM245 165L246 164L244 163L243 166H245ZM246 166H248V165H246ZM245 169L246 168H244V170ZM247 170H249V169H247ZM247 170H245V171H247ZM154 172H155V169H154ZM206 172L209 173V176L205 175ZM227 174H229V175H227ZM232 174H233V172H232ZM154 175H157V174H154L153 173V176H151V177H154ZM242 176H243V174H242ZM241 177H240V179H241ZM206 178H204V179H206ZM216 179L217 180L219 179V182L221 184H222V182H224V184L223 185H221V184L219 185V182ZM4 181H6V182H4ZM104 184H106V183H104ZM206 184H207V182H206ZM29 187L31 188L30 191H28V188ZM111 188L112 187H110V189ZM216 188H217V186H216ZM224 189H225V187H224ZM212 190H214V189L212 188ZM225 190L227 191V189H225ZM225 190H223V187L220 188V189H218V190L215 189V191L218 194L216 193V196L215 197L217 199L215 198L214 200H215V202L218 199L221 200L219 206L222 204V201H223V204L221 205V208H222V206L225 207V205L229 204V202L230 203L232 202L233 204H229L228 206H231V208L232 207L234 208V207L241 206L240 205L241 202H244V203L247 204V203H251L253 201H257L258 202L260 200V209L264 211V198H262V199H256L257 198L256 197V198H252V200H247V199H244V197H241L240 199H238L240 197L238 195V196L235 197V199H234V197H233V199H231L232 196H229L228 193H226L228 195H225V192H226ZM143 192H145V191H143ZM140 194H141V192H140ZM164 195H166V194H164ZM232 195H234V194H232ZM259 196H258V198H260ZM140 197H142V196H140ZM161 197H163V196H161ZM172 197L170 198L171 200H172ZM210 197L213 198V196H210ZM175 198L177 200L179 199V201L180 200L182 201L184 199V198L180 199L181 197L180 198L175 197ZM159 199H161V198H159ZM170 199L169 198L167 199V197H166L164 201L165 202H167V201L170 202L169 201ZM207 199L209 200V197ZM173 200H175V199L173 198ZM214 200L211 199V201L213 202V204L215 203ZM226 200H229V201H227L226 204H224L225 203L224 201H226ZM230 200H232V201H230ZM149 203H150V206H151L152 203L151 202H149ZM153 204H154V202H153ZM246 204H245V206H247ZM178 205H180V204L174 203L173 208H176ZM215 205H216V203H215ZM242 205H244V204H242ZM147 206H149V205L147 204ZM215 207H217V205ZM243 207L244 206H242V208ZM177 208H179V207H177ZM122 209H121V212H122ZM124 210L127 211V209H124ZM214 210L216 211L217 209H214ZM180 211H182V210H180ZM241 211L242 210H239V212H241ZM232 212H234V210ZM118 213L120 215V212H118ZM122 213L124 214V212H122ZM242 214H243L242 217L245 218V215L247 214V212L246 211L244 213L242 212ZM251 214H253V213H251ZM251 214L248 213V215H249L248 217L251 218V222L253 221L250 227H253L254 224L257 225V223H258V225L260 224L259 225L260 228H258V229H252L251 232L249 231L250 232L249 235L251 234L250 236H254L257 239V241H256L257 243H255L252 246L253 248L251 249L252 253H254V255H257L259 253L261 254L262 252H264V218H263L262 221H259L257 219L253 220L254 217L252 218L251 217ZM179 215L181 216V214H179ZM184 215H185V213H184ZM227 215H229V216H227ZM234 215H235V213H234ZM123 216H125V215H123ZM160 216H161V218H160ZM117 217L118 216H116V218ZM121 217H119V218L120 219L127 218V217H122V218ZM181 217H182V219H184L183 216H181ZM113 218H114V216H113ZM164 218H165V216H164ZM182 219H179V220H182ZM240 219H241V217H240ZM122 220H121V223L123 225ZM165 221H166V219H165ZM130 222H131L130 224L134 227L133 230L135 232H138L139 230H141V228L138 225L140 221H138V222H136V221L135 222L130 221ZM174 222H176V221H174ZM231 222L232 221H230V223L228 222V224L231 225ZM109 223H111V224L109 225ZM200 223L202 224V222H200ZM233 224L234 223H232V225ZM193 225H195V224H193ZM232 225H231V228H232ZM172 226L173 227H176V226H174V224ZM234 226L235 225H233L234 230L235 229L237 230V227L238 226L236 225L237 226V227L235 226L236 228ZM128 227H129V225H128ZM173 227L170 230H174ZM202 227H204V226L202 225ZM206 228H205V230L202 229L199 232L198 235H200V236L204 235V238H205L206 237L205 236L206 235L205 233L207 232ZM112 229H114L116 231L113 232ZM76 230L77 231L78 230L79 231L82 230V232H84V233H82L83 236L81 235V232L80 233L78 232L79 235H81V236H77L78 234H76L77 233ZM177 230H179V229H177ZM87 232L90 233V235H92L91 233L95 234V237L94 236H88L87 235ZM174 232L175 231H173L171 234H173ZM238 232L240 233V230ZM200 233H202V234H200ZM84 234L86 236H84ZM156 234H158L159 236L157 237ZM241 235H242V232H241ZM116 236L113 235V237H116ZM129 236L131 237V235H129ZM113 237H111L113 241L118 240V238L116 240H114ZM121 238H122V240H120V242H123V237H121ZM190 238H191V236H190ZM207 238H209V237H207ZM128 239H129V237H128ZM186 240H188V238H186ZM189 240L192 242L191 239H189ZM201 240H199V242ZM84 241H88V243L90 242L89 239H87V240L83 239L82 242L84 243ZM101 241H103V240H101ZM109 241H111V239ZM125 241L128 242L130 240H125ZM220 241L222 242V239ZM193 242H194V240H193ZM221 242H219V243H221ZM83 243H82V245H83ZM88 243H87V245L89 246ZM92 243L90 242V244H92ZM99 243H100V241H99ZM111 243H109V244L111 245ZM114 243H112V244H114ZM123 243L125 244V242H123ZM197 243H198V241H197ZM85 244H86V242H85ZM103 244H104V242H103ZM105 244L107 245L108 243L105 242ZM88 246H86V247L88 248ZM101 246H102V244H101ZM226 246H228V245H226ZM226 246H224V247H226ZM76 247H78V246H76ZM92 247L95 248L93 246V244H92ZM106 247H108V246H106ZM135 247H137V248H135ZM198 247H196V249ZM83 248H84V251H85V247H83ZM193 248H194V246H193ZM78 249H77V251H79ZM90 249H91V246H90ZM90 249L88 251H91ZM88 253L89 252H87L86 255H88ZM80 254L81 255H84L82 253H80ZM201 254H203V253H201ZM220 257H222L223 259H221ZM36 258H37V260H36ZM255 258H257V257H255ZM144 259H147V262L144 261ZM260 262L256 261L254 263L255 264L256 263L259 264ZM223 264H225V263H223ZM260 264H262V263H260Z\"/></svg>",
    "mask_w": 264,
    "mask_h": 264
},
{
    "label": "crops",
    "instance_id": "crops-1",
    "mask_svg": "<svg viewBox=\"0 0 264 264\" xmlns=\"http://www.w3.org/2000/svg\"><path fill=\"white\" fill-rule=\"evenodd\" d=\"M129 1V0H128ZM141 1V5H139V6H141V8L142 7H145L144 6V1H145V5L148 3V0L146 1V0H140ZM152 2H155L154 4L152 3L151 4V8L149 7V8H146L147 10H146V14L147 15H149V16H156L155 17V19H156V22H157V30L156 29H154L152 32H151V34H150V39L152 38V34L154 33V32H158V31H161V27H162V22H161V19H160V16H161V11H160V6L162 5V3H161V1L162 0H151ZM15 6V3H14V5L11 7V9L10 10H12V8ZM147 7V6H146ZM142 9H144V8H142ZM149 9H154V11H152V10H149ZM156 9V10H155ZM145 11V10H144ZM147 11H149V12H147ZM11 12V11H10ZM4 14H7V15H10L11 13H4ZM159 22V23H158ZM209 40L210 41H214L215 42V40H216V38L214 37L212 40H211V36L209 37ZM173 42H175L173 45L175 46V45H178L179 43H180V41H177V40H174V41H172V40H170L169 41V44L170 43H173ZM183 43H185L184 41H183ZM182 43V44H183ZM146 44H148V43H144V44H141V47H143V46H145ZM193 46H191L190 48H192ZM189 58V55H188V53L187 52H185V61L187 60V59Z\"/></svg>",
    "mask_w": 264,
    "mask_h": 264
}]
</instances>
